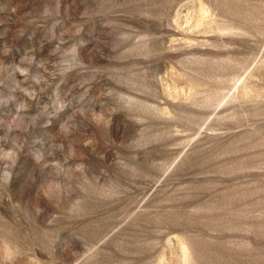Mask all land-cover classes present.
<instances>
[{
    "label": "rangeland",
    "instance_id": "374dc122",
    "mask_svg": "<svg viewBox=\"0 0 264 264\" xmlns=\"http://www.w3.org/2000/svg\"><path fill=\"white\" fill-rule=\"evenodd\" d=\"M0 264H264V0H0Z\"/></svg>",
    "mask_w": 264,
    "mask_h": 264
}]
</instances>
